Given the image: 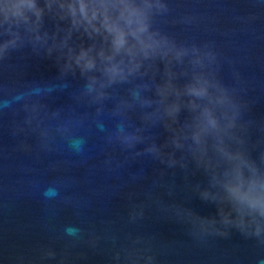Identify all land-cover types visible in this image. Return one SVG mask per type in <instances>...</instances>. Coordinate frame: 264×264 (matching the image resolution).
Returning <instances> with one entry per match:
<instances>
[{"label":"water","instance_id":"obj_1","mask_svg":"<svg viewBox=\"0 0 264 264\" xmlns=\"http://www.w3.org/2000/svg\"><path fill=\"white\" fill-rule=\"evenodd\" d=\"M50 2L37 32L13 28L19 46L0 59V204L123 264H264V217L239 224L218 182L229 166L211 141L204 157L190 149L191 139L173 144L188 113L181 110L174 130L165 127L171 118L155 92L163 63L149 68L153 62L145 61L140 73L107 87V96L97 100L86 84L93 76L103 79L99 57L97 69L87 72L75 57L82 48H92L93 56L101 48L110 51V41L103 33L89 36L73 28L61 19L59 0ZM165 2L169 11L155 26L177 44L215 54L202 70L213 71L241 104L233 131L244 144L226 143L259 163L264 0ZM39 4L43 8L44 0ZM7 39L0 29V44ZM185 69L191 71L187 58L184 65L173 63L174 83L185 82L179 75ZM124 135L140 139L129 146ZM153 144L161 154L147 151Z\"/></svg>","mask_w":264,"mask_h":264},{"label":"clouds","instance_id":"obj_2","mask_svg":"<svg viewBox=\"0 0 264 264\" xmlns=\"http://www.w3.org/2000/svg\"><path fill=\"white\" fill-rule=\"evenodd\" d=\"M45 8L51 9L50 0H44L43 8L39 0H0V29L10 36L0 44V59L19 46L21 37L13 28L23 26L29 32H37ZM59 8L64 13L61 19H69L73 28H83L89 36L103 33L110 41V51L101 48L93 56L92 48H82L75 57L83 72L96 70V57L100 59L99 71L103 79L90 77L86 90L95 92L97 100L103 99L107 96L104 89L127 82L130 76L140 73L145 61L153 62L149 68L156 67V61L162 62L163 79L155 85V92L164 114L171 118L165 127L174 130L181 110L188 113L173 144L181 147V138L191 139L194 147L190 145V149L204 157L211 141L213 151L229 166L218 182L227 191L229 203L240 217L239 224L243 226L245 217H264V169L261 168L264 152L257 163L242 147L235 151L228 147L226 141L244 144V140L233 131L237 127L241 104L213 71L202 70L206 67L205 61L210 64L215 60L214 53L202 51L196 45L177 44L155 26L156 18L169 11L165 0H59ZM36 39L41 38L37 36ZM186 58L191 71L185 69L179 74L186 79L178 85L174 83L178 73L173 71V63L184 65ZM132 95L138 98V93ZM141 103L146 105L152 101L142 99ZM139 139L137 135L123 136L129 146ZM147 151L162 153L155 144ZM169 163L175 161L169 160ZM208 163L211 165L210 161ZM254 234L260 235L259 226Z\"/></svg>","mask_w":264,"mask_h":264}]
</instances>
